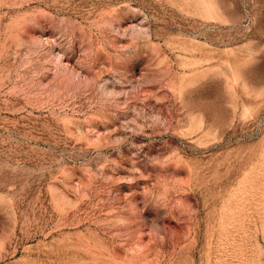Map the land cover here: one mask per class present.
I'll return each mask as SVG.
<instances>
[{"label": "rangeland", "instance_id": "1", "mask_svg": "<svg viewBox=\"0 0 264 264\" xmlns=\"http://www.w3.org/2000/svg\"><path fill=\"white\" fill-rule=\"evenodd\" d=\"M0 264H264V0H0Z\"/></svg>", "mask_w": 264, "mask_h": 264}]
</instances>
